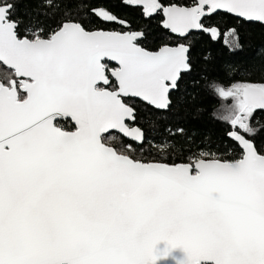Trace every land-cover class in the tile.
Returning <instances> with one entry per match:
<instances>
[{
  "label": "snow or ice",
  "instance_id": "6c2138e0",
  "mask_svg": "<svg viewBox=\"0 0 264 264\" xmlns=\"http://www.w3.org/2000/svg\"><path fill=\"white\" fill-rule=\"evenodd\" d=\"M121 2L180 38L218 36L208 22L221 13L264 24V0ZM42 15L26 22L0 0V264H156L162 241L190 264H264V82L213 83L232 100L227 145L143 162L134 155L155 141L130 124L141 103L183 102L190 44L150 50L143 30L100 28L126 25L103 7ZM165 131L194 143L183 127ZM173 144L165 137L161 151Z\"/></svg>",
  "mask_w": 264,
  "mask_h": 264
},
{
  "label": "trees",
  "instance_id": "16d2710c",
  "mask_svg": "<svg viewBox=\"0 0 264 264\" xmlns=\"http://www.w3.org/2000/svg\"><path fill=\"white\" fill-rule=\"evenodd\" d=\"M18 14L26 22L32 19L43 20V13H59L72 11L74 14L79 5L85 7H103L115 14L118 19L126 21L122 26L117 22L96 20V24L105 30H143L146 33L144 46L154 50L163 44H175L176 38L169 35L160 25V17L146 19L141 8L126 6L121 0H54L60 5L53 9L47 7L45 0H14ZM217 28L218 36L213 37L205 33L191 35L186 43L190 44V51L194 59V70L184 77L183 102L170 112L157 111L146 104L138 105V119L136 125L145 131L146 136L155 143L145 144L144 151H137L134 158L143 162H171L181 161L187 154L188 148L195 149L202 142H211L215 146L229 143L226 133L230 125L221 119L219 110L225 104V99L212 87L217 83L225 89L234 83L264 82V26L250 24L227 14L213 16L208 22ZM95 26V25H94ZM207 26V25H206ZM235 29L242 47L232 50L225 41L226 35ZM208 59L205 60L204 57ZM260 123L264 124V120ZM183 127L186 136L193 142L181 136L168 137L166 127ZM120 140H125L116 134ZM174 141L172 147L161 151L164 138ZM264 141V128L258 134ZM115 143V141H113ZM228 158H238L233 153Z\"/></svg>",
  "mask_w": 264,
  "mask_h": 264
},
{
  "label": "water",
  "instance_id": "95a60500",
  "mask_svg": "<svg viewBox=\"0 0 264 264\" xmlns=\"http://www.w3.org/2000/svg\"><path fill=\"white\" fill-rule=\"evenodd\" d=\"M222 14H227V13H222ZM227 15H229L231 17H234V18H237V17H235L234 15H231V14H227ZM237 19L242 20L240 18H237ZM242 21H244V20H242ZM245 22H247V21H245ZM247 23H259V22H247ZM259 24H261V23H259ZM261 25H264V24H261ZM167 31H169V30H167ZM191 33H205V34L211 35L210 33H206V32H204L202 30H193L192 32H190L188 34V36ZM171 34L174 35V36H177V34H173V33H171ZM160 112H165V111H160ZM116 134H118L121 137H123L122 134H119V133H116ZM123 138L127 139L125 137H123ZM165 252H167V255L166 256L162 255ZM157 254L161 255V258L157 260L156 264H190V258L188 256V253L184 250L183 247H177V248H174V249H169V246L166 244V242L162 241L160 244L157 245Z\"/></svg>",
  "mask_w": 264,
  "mask_h": 264
},
{
  "label": "flooded vegetation",
  "instance_id": "af4514ba",
  "mask_svg": "<svg viewBox=\"0 0 264 264\" xmlns=\"http://www.w3.org/2000/svg\"><path fill=\"white\" fill-rule=\"evenodd\" d=\"M137 7H139V8H141V10L143 11V8H142V6H137ZM158 17H160V15L159 14H156L154 17H146V19H153V18H158ZM250 24H259V23H250ZM161 25V24H160ZM261 25V24H260ZM262 26H264V25H262ZM165 30V29H164ZM165 31H167V30H165ZM168 33H169V35L170 36H172V37H174V38H176V42H175V44H167L168 46H176L178 43H185L186 45H187V43H186V41H187V39L191 36V35H193V34H198V33H191L188 37H186V38H180V37H177V36H174V35H172L169 31H167ZM231 33V32H230ZM229 34V33H228ZM227 34V35H228ZM226 35V36H227ZM165 44H163V45H161V46H164ZM160 46V47H161ZM160 47H157L156 49H154L153 51H155V50H158ZM70 126V125H69ZM130 126H137L136 125V123L135 124H130Z\"/></svg>",
  "mask_w": 264,
  "mask_h": 264
},
{
  "label": "rangeland",
  "instance_id": "374dc122",
  "mask_svg": "<svg viewBox=\"0 0 264 264\" xmlns=\"http://www.w3.org/2000/svg\"><path fill=\"white\" fill-rule=\"evenodd\" d=\"M231 33H232V32H231ZM231 33H229V34L226 36L225 41H226V44L232 49L233 36H232ZM224 103H225V104H223V106L221 107V109L219 110V113H218L220 117H221V116L224 114V112H225V106H226V105H229V104L232 103L231 98L225 99V102H224Z\"/></svg>",
  "mask_w": 264,
  "mask_h": 264
}]
</instances>
